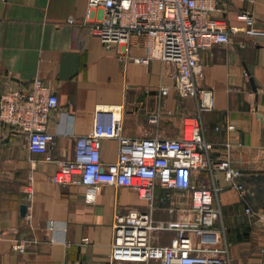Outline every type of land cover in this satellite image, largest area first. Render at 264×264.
<instances>
[{
	"label": "crops",
	"instance_id": "1",
	"mask_svg": "<svg viewBox=\"0 0 264 264\" xmlns=\"http://www.w3.org/2000/svg\"><path fill=\"white\" fill-rule=\"evenodd\" d=\"M214 2L208 17L239 31L229 42L201 50L194 80L198 89L210 90L212 106L200 108L199 96L175 91L174 67L156 54L148 57L141 36L132 34L124 51L121 44L106 47L92 34L100 12L86 15L87 0H0V94L7 86L28 91L33 78L40 77L58 97L45 123L55 133L49 149L53 162L30 152L24 134L0 124V264H158L111 261L115 214L149 213L157 246L169 244L178 223L195 219L185 192L156 188L150 207L129 188L95 190L50 181L57 161L72 159L75 138L92 130L96 110L109 116L110 108H118L122 133L130 138H176L184 115L198 119L210 160L228 161L240 172L235 182L247 193L238 200L218 170L200 171L192 181L216 189L221 208L216 228H224L221 244L231 264H264V228L244 214L246 205L264 210V35L246 33L248 25L240 17L247 12L251 27L264 31V0ZM160 86L169 93L159 96ZM226 123L235 128L227 130ZM118 151L116 138H103V165L115 162ZM21 205L27 207L24 216ZM17 240L28 242L22 254L11 249Z\"/></svg>",
	"mask_w": 264,
	"mask_h": 264
},
{
	"label": "built area",
	"instance_id": "2",
	"mask_svg": "<svg viewBox=\"0 0 264 264\" xmlns=\"http://www.w3.org/2000/svg\"><path fill=\"white\" fill-rule=\"evenodd\" d=\"M214 0H87V14L100 12L91 24L92 34L106 47L121 44L127 51L132 34L144 39L147 56L156 54L174 67V89L180 96H199L200 108L212 106L211 92L198 89L194 74L200 69V52L216 42H229L238 28H226L219 18L208 17ZM250 35H264L251 27V16L240 14ZM72 23L70 16L67 19ZM142 62L146 58L139 59ZM169 93L167 86L158 88V95ZM56 93L40 77L32 80L26 91L7 86L0 94V124L27 138L30 152L42 154L46 162H53L49 149L55 144V133L45 128L52 109L57 107ZM109 116L96 110L92 130L74 140L73 157L57 161L50 181L59 186L79 183L98 190L102 185L134 190L148 199L152 207L156 188L166 193L185 192L190 202L193 221H181L168 245L154 244L153 224L149 213L129 210L114 216L111 261L148 262L158 264H231L226 245L221 244L224 228H216L221 221V208L214 198L216 189L197 186L192 178L200 171L218 170L234 189V196L244 201L246 190L235 179L240 172L228 161L212 162L208 156L210 145L204 139L197 118L183 116L182 133L176 138L145 136L130 138L122 133L118 108H110ZM157 120V115L152 116ZM227 130L234 124L226 123ZM219 126L216 127L218 129ZM116 138L119 151L115 162L103 165L100 156L101 140ZM244 214L253 224L264 228V210L246 205ZM161 226V225H160ZM159 227V226H158ZM28 242L17 240L11 249L22 254ZM264 253V248L262 249Z\"/></svg>",
	"mask_w": 264,
	"mask_h": 264
},
{
	"label": "water",
	"instance_id": "3",
	"mask_svg": "<svg viewBox=\"0 0 264 264\" xmlns=\"http://www.w3.org/2000/svg\"><path fill=\"white\" fill-rule=\"evenodd\" d=\"M27 207L26 205H21L20 207V214L24 216L26 214Z\"/></svg>",
	"mask_w": 264,
	"mask_h": 264
}]
</instances>
